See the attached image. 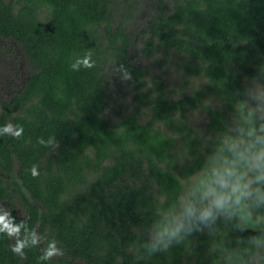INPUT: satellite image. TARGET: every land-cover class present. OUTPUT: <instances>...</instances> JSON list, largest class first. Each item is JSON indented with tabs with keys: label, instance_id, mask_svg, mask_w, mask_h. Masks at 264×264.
Listing matches in <instances>:
<instances>
[{
	"label": "trees",
	"instance_id": "16d2710c",
	"mask_svg": "<svg viewBox=\"0 0 264 264\" xmlns=\"http://www.w3.org/2000/svg\"><path fill=\"white\" fill-rule=\"evenodd\" d=\"M116 1L0 0V36L16 40L33 68L0 102V128L13 126L0 134V208L4 202L22 225L16 236L0 232V264H233L238 239L254 234L241 233L235 220H218L150 257L138 244L154 214L191 191L194 174L237 119L234 104L247 99L252 83L264 85V0L158 3L140 31L144 51L182 54L185 74L204 78L190 92L166 87L159 75L147 83L129 60ZM89 54L93 67L73 71ZM120 66L138 105L112 116L108 70L123 78ZM197 108L206 114L202 130L188 118ZM53 136L56 147L38 142ZM29 232L40 243L24 248L22 259L11 248ZM52 241L63 255L41 261Z\"/></svg>",
	"mask_w": 264,
	"mask_h": 264
},
{
	"label": "clouds",
	"instance_id": "9594fccd",
	"mask_svg": "<svg viewBox=\"0 0 264 264\" xmlns=\"http://www.w3.org/2000/svg\"><path fill=\"white\" fill-rule=\"evenodd\" d=\"M81 67H93L90 54L71 64L73 71ZM119 71L124 79L131 78L123 66ZM233 107L237 119L219 136L194 174L196 180L191 191L166 210L154 214L147 238L138 244L147 256L167 252L195 233L211 231L223 219L235 220L241 233H254L238 239L239 247L230 254L233 264H264V85ZM12 127L10 123L4 125L0 134H8ZM20 134L16 132L17 138ZM38 142L57 146L55 136L47 142L43 139ZM32 174L38 175L35 166ZM0 218V232L9 236L19 234L22 225L15 223L9 211L0 208ZM9 228L15 232H9ZM40 239L29 232L17 239L11 250L24 259V248L36 246ZM59 255H63V250L52 241L42 249L39 259L49 261Z\"/></svg>",
	"mask_w": 264,
	"mask_h": 264
},
{
	"label": "rangeland",
	"instance_id": "374dc122",
	"mask_svg": "<svg viewBox=\"0 0 264 264\" xmlns=\"http://www.w3.org/2000/svg\"><path fill=\"white\" fill-rule=\"evenodd\" d=\"M163 0H117L113 7L115 19L124 23V30L129 35L130 46L128 47V56L132 64L140 67L145 71V80L150 82L152 75H159L166 87L172 90L190 92L197 86L203 85L204 78L198 74H185V58L179 52L170 49L164 52L162 48H154L150 53H145L140 31L145 29V25L152 18V14ZM33 70L32 66L26 60L21 46L11 38L0 36V102L12 98L22 87L24 80ZM109 82L112 84L111 91L114 97L113 110L111 115L124 113L127 106L138 105L132 97L133 91L129 87L128 80L123 79L113 69L108 70ZM186 77L187 81L182 84V78ZM259 84L252 83L249 89L250 95L255 94ZM189 120L195 124L196 128L202 130L206 121L205 112L197 108L189 114ZM14 214L20 218L22 209L16 198L12 199ZM1 206L7 210L5 203Z\"/></svg>",
	"mask_w": 264,
	"mask_h": 264
},
{
	"label": "snow or ice",
	"instance_id": "6c2138e0",
	"mask_svg": "<svg viewBox=\"0 0 264 264\" xmlns=\"http://www.w3.org/2000/svg\"><path fill=\"white\" fill-rule=\"evenodd\" d=\"M0 219H2V218H0Z\"/></svg>",
	"mask_w": 264,
	"mask_h": 264
}]
</instances>
